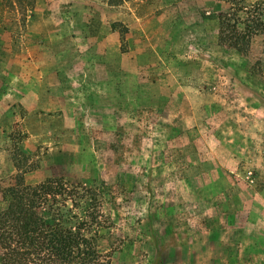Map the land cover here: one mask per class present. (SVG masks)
I'll list each match as a JSON object with an SVG mask.
<instances>
[{
  "label": "rangeland",
  "instance_id": "374dc122",
  "mask_svg": "<svg viewBox=\"0 0 264 264\" xmlns=\"http://www.w3.org/2000/svg\"><path fill=\"white\" fill-rule=\"evenodd\" d=\"M230 5L0 0L2 186L54 148L52 177L101 201L111 264H264V38L221 45ZM53 80L58 108L21 104Z\"/></svg>",
  "mask_w": 264,
  "mask_h": 264
},
{
  "label": "trees",
  "instance_id": "16d2710c",
  "mask_svg": "<svg viewBox=\"0 0 264 264\" xmlns=\"http://www.w3.org/2000/svg\"><path fill=\"white\" fill-rule=\"evenodd\" d=\"M230 4L218 15V40L247 55L253 39L264 38V0ZM0 192V264H111L116 249L102 246L104 213L92 187L15 177Z\"/></svg>",
  "mask_w": 264,
  "mask_h": 264
},
{
  "label": "crops",
  "instance_id": "0c3cea01",
  "mask_svg": "<svg viewBox=\"0 0 264 264\" xmlns=\"http://www.w3.org/2000/svg\"><path fill=\"white\" fill-rule=\"evenodd\" d=\"M22 88L20 95V102L23 106L27 107L29 111L35 107H40L45 110H51L58 108V103L64 98L61 94V90L68 89L66 83H61L53 80L48 81H38V82H27ZM51 102V103H50ZM37 149V146H36ZM54 148H49L48 152L52 154V160L49 166H46L43 161L41 165L34 167L22 168L21 165L17 166L14 159H12L13 164L11 165L12 173H21L22 177L27 183L36 184L45 181L46 179L53 176L48 170L52 167L55 168L58 162L56 161L57 154ZM4 166V165H3ZM1 183V181H0ZM2 184V183H1ZM0 198L4 203L2 194L0 192ZM3 204H0V209L3 208Z\"/></svg>",
  "mask_w": 264,
  "mask_h": 264
}]
</instances>
